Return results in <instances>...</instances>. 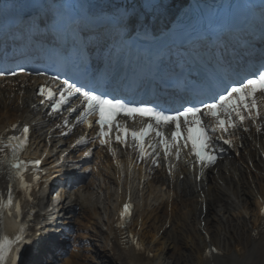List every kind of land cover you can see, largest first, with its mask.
I'll list each match as a JSON object with an SVG mask.
<instances>
[{
    "label": "bare ground",
    "instance_id": "obj_1",
    "mask_svg": "<svg viewBox=\"0 0 264 264\" xmlns=\"http://www.w3.org/2000/svg\"><path fill=\"white\" fill-rule=\"evenodd\" d=\"M32 87L22 80L16 85L0 81V131L17 119L28 121L33 135L25 154L58 171L68 166L72 137L45 116ZM256 129L246 133L240 148L234 146V155L199 175L180 165L171 173L115 169L104 155L81 189L49 204L37 198L34 233L51 245L52 219L78 207L75 226L81 237L98 244L90 258L70 253L63 264H264V221L258 212L264 202L263 119ZM6 176L0 171L2 184ZM127 194L136 207L129 232L139 238V249L116 228L118 201ZM48 252H35L30 264L50 262Z\"/></svg>",
    "mask_w": 264,
    "mask_h": 264
},
{
    "label": "snow or ice",
    "instance_id": "obj_2",
    "mask_svg": "<svg viewBox=\"0 0 264 264\" xmlns=\"http://www.w3.org/2000/svg\"><path fill=\"white\" fill-rule=\"evenodd\" d=\"M21 71H23V68H21ZM5 74V71H0V76ZM8 74L12 76L17 75L16 72ZM59 91L60 96L58 99H55L51 90L44 87H41L39 90L40 95L47 92L48 99L54 100V103L50 105L51 111L49 114L59 112L62 106L68 103L70 97H82L85 102L83 111L76 117V120L77 122L83 120L91 126V122L87 117L93 114L97 116L95 123L99 126L98 136L101 146L110 144V133L116 116L121 113L128 117L138 115L146 117L150 121L139 130H129L127 127L120 126L119 124L115 125L117 131L115 140L121 145H125L126 139L130 137L135 142L139 157L144 158L147 155L144 148V139L154 132L160 138L165 158H167L169 149L173 145L176 146V153L179 156V141H183L184 147H188L190 144L191 154L196 157L197 162L201 166H209L214 164L217 159L215 154L217 151L215 142L217 140L222 141L225 145L230 144L229 140L224 139V134L229 129L236 128L237 122L243 123L246 119H250L255 123L257 118L261 116L257 96L264 97V68L258 72H253L251 78H246L238 84L237 82H233L232 86L225 84L220 88V92H215L214 90L213 94L209 97L211 102L200 101L199 106H186L183 107V110H172L169 114L156 110L153 107L131 106L130 104L122 103L120 100L107 98L106 94H96L95 89L88 90L85 86L76 87L70 84L68 80L63 81V85ZM43 102L42 100L41 103ZM69 111L75 112L76 109L70 108ZM206 117L212 118L215 123L213 125L207 124L204 119ZM65 124H67V121H65ZM166 126H174L171 131L170 141L164 135L163 129ZM28 135L29 127L25 125L22 138L20 136L8 138L9 141H16L15 145H10L14 158L17 152L26 144ZM81 142V140H77L76 143L79 144ZM83 155L88 157L90 151H85ZM28 163H31L33 166H39L41 161L26 162L17 160L10 167L19 171L21 168L26 167ZM156 163L157 160L154 158L153 164ZM29 199H31V196H29ZM9 202L11 203V201ZM131 207L128 203L123 205V210L120 213L122 219L130 214ZM25 236L24 229H19L14 239H8L7 237L0 238V264H6L8 251L17 253L16 256L7 257L10 260V264H23L24 253L28 250L27 245L32 243L31 241H26Z\"/></svg>",
    "mask_w": 264,
    "mask_h": 264
},
{
    "label": "rangeland",
    "instance_id": "obj_3",
    "mask_svg": "<svg viewBox=\"0 0 264 264\" xmlns=\"http://www.w3.org/2000/svg\"><path fill=\"white\" fill-rule=\"evenodd\" d=\"M148 239L150 240V238L148 237ZM93 242H92V245H94V246H96L97 244H98V242L97 241H94V240H92ZM86 253V257H88V258H90L91 257V255H93V249H92V247L91 248H87V252H85ZM85 255V254H84ZM100 261H97V260H95L92 264H98ZM107 264H109V263H107Z\"/></svg>",
    "mask_w": 264,
    "mask_h": 264
}]
</instances>
